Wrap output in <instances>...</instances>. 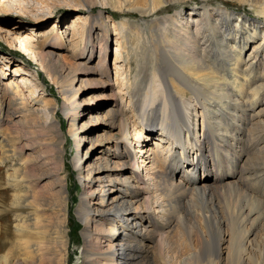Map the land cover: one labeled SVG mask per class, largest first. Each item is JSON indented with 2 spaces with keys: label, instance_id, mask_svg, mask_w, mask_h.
Segmentation results:
<instances>
[{
  "label": "bare ground",
  "instance_id": "6f19581e",
  "mask_svg": "<svg viewBox=\"0 0 264 264\" xmlns=\"http://www.w3.org/2000/svg\"><path fill=\"white\" fill-rule=\"evenodd\" d=\"M28 1L0 0V11L13 6L36 20L54 1L90 11L68 32L38 37L0 18L7 45L28 53L64 98L82 187L80 263L264 264V0H230L257 16L200 0L158 23L113 22L117 60L134 53L126 29L140 57L133 78L131 64H114L116 84L106 9L146 17L187 0H34L30 8ZM81 22L84 44L71 51L66 38L79 43ZM11 61L0 51V264H70L59 106L46 98L36 68L21 62L11 71ZM87 92V102L99 103L81 110ZM81 113L105 125L96 135L101 147L92 129L77 126Z\"/></svg>",
  "mask_w": 264,
  "mask_h": 264
},
{
  "label": "rangeland",
  "instance_id": "374dc122",
  "mask_svg": "<svg viewBox=\"0 0 264 264\" xmlns=\"http://www.w3.org/2000/svg\"><path fill=\"white\" fill-rule=\"evenodd\" d=\"M24 2L27 0H23ZM54 4L51 5L53 7V12L50 13L47 16L44 15H38L39 19H34L31 17V14H26V13H22L19 12L18 10H16V8H14L13 6L5 8L4 11H0V18H2V20H9V22H14V23H23L25 30H29L30 32H35L34 36L38 37L41 36L42 33H46L47 31L49 33H54L57 30H67L68 27L70 26V24L74 21V19H76L77 16H82L83 14H87L90 13V11L86 10V8H83L82 6L79 7L80 9H76L74 8L75 6H72L71 4H61L59 2L54 1ZM211 3L216 7H226L231 9L234 12H242V13H247L248 16H257L256 15V10L249 6V5H243L239 2H235V1H230V0H211ZM31 4L36 5L34 0L28 1V3L26 4V7L30 8ZM201 5V1L200 0H187L181 3H175L172 4L170 6H168V8H165L161 11H159L158 13H154L153 16L149 15V16H142L140 15L137 11H129V10H124V11H119V10H114L112 8H107V12L104 14V17H106V15L110 14L113 18L114 21H107L109 22L108 25L111 26V32L113 34V42H111L110 46H109V57H108V63L111 64L112 66V76H113V82L116 84V76H115V71L116 69L114 68V64L117 63V66H120L123 63H127V64H131V68H130V72L128 74L129 78H133L135 75V72L138 70L136 68H138V64H139V60L140 57L138 55H136L134 57V53L136 50V43L137 40L135 39L136 37L133 35V33H131V31L129 29H126L124 31H126L128 33V47L132 49V51L134 53H132L130 55V59L126 58L125 55H122L119 58V61L117 60V56H116V42H115V35H114V28L112 26V23H122V22H126V21H130V22H136L135 24H141L142 20L145 19L147 20L148 23L152 22L151 24L154 23H158L157 22H153L155 21V18H162L164 16H167L169 14H173L176 10H189V8H194L197 6ZM100 4L95 5V7H93V9L91 10V13H98L99 12V8H100ZM15 9L11 10V9ZM85 9V10H84ZM6 11V13H4ZM106 19V18H105ZM263 19V18H261ZM80 25L78 26L79 29L77 28L78 35L77 38L75 37V41H79V43H77L76 45L72 42V37H71V33L68 36V31L66 32V35L68 36L67 39V45L69 50L72 51V48L74 50V48L76 49L78 47V44L81 45L82 43L84 44V40H85V35H84V28H85V23L81 22L79 23ZM149 24H146L145 28L148 27ZM5 29H15L12 27L9 28H5ZM128 30V31H127ZM6 31V30H5ZM16 31V29L14 30ZM17 32V31H16ZM26 33V32H25ZM12 36V35H11ZM131 38V39H130ZM73 44V46H72ZM135 44V45H134ZM70 46V47H69ZM135 47V48H134ZM67 51V49H65ZM0 51L3 52L4 54H7L8 57L11 58V62H10V66H9V70L11 69V71L15 70V66L21 62H25L26 67L28 66V70H32V66L34 68H36V71H39V78L41 80H45L46 83V88H45V96L46 98L53 102V104H57L59 106L58 109V114H57V118L58 120H61L62 122V135L60 136L66 143V162H67V166L69 169V176H68V187H69V193H70V198H71V204H70V221H69V235H70V264H81L80 263V257H81V249H82V243H83V239H82V225L79 224V219L77 217L76 214V208L77 205L80 202L81 196H82V187L80 185V181L79 178L77 176V172L73 169L72 167V159L73 156L76 155V146H75V139L76 137L73 136L71 134V129H70V125L71 120L70 117H67V115L64 113V111L60 110V106L63 104L64 102V98L62 97L59 87L56 85V83L51 82V80L49 79V77L40 69V66L38 63H36L32 57H30V55L28 53H26L24 50L22 49H18L15 47H10L7 45L6 39H4V36H2V34L0 35ZM68 53V51H67ZM137 57V59H136ZM132 58V59H131ZM13 65V67H12ZM30 66V67H29ZM124 66H126L124 64ZM117 69H120V67H117ZM123 69V68H122ZM120 70V73H123L124 70ZM33 71V70H32ZM126 73V72H125ZM123 76H126L125 74H123ZM38 79V78H37ZM121 80V78H120ZM118 83V82H117ZM117 86V85H116ZM87 96L85 98V102H87V99L89 97H91L93 94H91L90 92H87ZM107 100V99H106ZM104 100H101L100 102H103ZM108 104L109 102H112V100H107L106 101ZM99 103V101H88L87 103H84L83 107L81 108V110L84 108V106H86L87 104H91V105H87L89 107H93V106H97V104ZM61 104V105H60ZM107 104V106H108ZM88 108V107H87ZM60 112V113H59ZM94 116H96V114H93ZM90 114L87 113H81V115L78 117V121H77V126H82L83 130L85 131L88 129H92V136L93 137V145H97V146H102L103 144L101 143V141H98L96 143V135H101L105 132L106 129L105 125L103 123H101L102 121H97L96 119H94L93 121H90L89 118ZM159 127L156 128L157 131H159ZM156 130L154 132H156ZM153 132V133H154ZM152 138H157L156 136L152 137ZM155 140H151L148 141V144L153 145ZM83 143L85 144L83 146V150L80 149V153L81 155L84 154V150L86 147L89 146L90 144V140H86L83 141ZM167 143V142H165ZM88 153H90V151H88Z\"/></svg>",
  "mask_w": 264,
  "mask_h": 264
}]
</instances>
